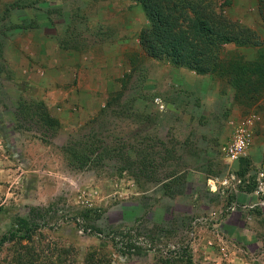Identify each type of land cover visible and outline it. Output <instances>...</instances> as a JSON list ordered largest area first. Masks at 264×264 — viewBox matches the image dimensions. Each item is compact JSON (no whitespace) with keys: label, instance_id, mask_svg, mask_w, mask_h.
<instances>
[{"label":"rangeland","instance_id":"obj_1","mask_svg":"<svg viewBox=\"0 0 264 264\" xmlns=\"http://www.w3.org/2000/svg\"><path fill=\"white\" fill-rule=\"evenodd\" d=\"M216 2L260 45L202 74L147 55L135 1L0 0V264H264V0Z\"/></svg>","mask_w":264,"mask_h":264},{"label":"trees","instance_id":"obj_2","mask_svg":"<svg viewBox=\"0 0 264 264\" xmlns=\"http://www.w3.org/2000/svg\"><path fill=\"white\" fill-rule=\"evenodd\" d=\"M132 1L144 7L149 20V26L141 34V45L149 57L168 59L197 73L215 74L225 68L227 45L248 48L260 45L256 32L233 19L216 0ZM261 14L264 18V9ZM16 116L30 124H40L48 133L58 124L45 105L38 102L21 103ZM46 132L43 134L48 135ZM82 157L88 159L86 155ZM40 228L21 227L23 233H12L10 241L30 240Z\"/></svg>","mask_w":264,"mask_h":264},{"label":"built area","instance_id":"obj_3","mask_svg":"<svg viewBox=\"0 0 264 264\" xmlns=\"http://www.w3.org/2000/svg\"><path fill=\"white\" fill-rule=\"evenodd\" d=\"M256 127L257 119L254 116L247 117L234 125L231 134L222 147V151L230 164L238 163L252 146ZM230 182L228 178L224 180V184H230ZM209 186L213 190L218 188L216 181L213 180L209 181Z\"/></svg>","mask_w":264,"mask_h":264},{"label":"crops","instance_id":"obj_4","mask_svg":"<svg viewBox=\"0 0 264 264\" xmlns=\"http://www.w3.org/2000/svg\"><path fill=\"white\" fill-rule=\"evenodd\" d=\"M0 174H1V170H0Z\"/></svg>","mask_w":264,"mask_h":264}]
</instances>
